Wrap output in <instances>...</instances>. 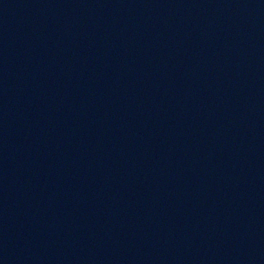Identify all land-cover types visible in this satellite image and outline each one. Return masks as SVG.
Returning <instances> with one entry per match:
<instances>
[{
  "label": "water",
  "instance_id": "1",
  "mask_svg": "<svg viewBox=\"0 0 264 264\" xmlns=\"http://www.w3.org/2000/svg\"><path fill=\"white\" fill-rule=\"evenodd\" d=\"M0 264H264V0H0Z\"/></svg>",
  "mask_w": 264,
  "mask_h": 264
}]
</instances>
